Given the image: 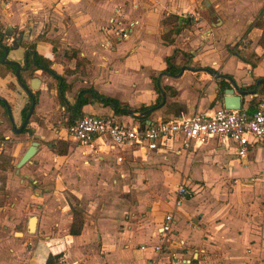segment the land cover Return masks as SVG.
Returning <instances> with one entry per match:
<instances>
[{
    "label": "crops",
    "instance_id": "crops-1",
    "mask_svg": "<svg viewBox=\"0 0 264 264\" xmlns=\"http://www.w3.org/2000/svg\"><path fill=\"white\" fill-rule=\"evenodd\" d=\"M263 5L264 0H0V27L9 61L0 59V96L12 117L6 104L0 103V151L17 134L27 138L43 135L37 131L34 118L48 120V103L54 95L57 107L65 111L58 97L61 78L42 68L32 72L36 52L48 58L50 66L65 79L69 103L76 101L80 87L92 86L117 98L121 107L117 114L112 106L92 101L82 106V114L109 115L127 125L145 126L203 110L212 113L223 105V92L215 100L220 83L223 80L231 86V80L202 69L185 68L177 73L182 65L207 66L228 75L239 88L253 83L255 77H264V47L257 43L261 30L248 28ZM167 13L195 20L175 35L173 42L161 37V19ZM111 17L128 25L126 38L119 37ZM235 43L236 52L231 53ZM73 50L85 58L77 68L76 58L67 55ZM186 52L192 56L187 57ZM167 55L179 65L178 72H162ZM15 63L21 66L19 76L28 87L32 77L40 79L38 88L32 89L34 97L36 93L34 111L23 127L30 132L12 130V122L16 128L21 126L25 118L22 109L29 100L31 104L15 74ZM256 81L242 95L241 106L249 110L264 96V90L257 91ZM252 98L256 101L251 109L248 104ZM128 109L147 113L132 116ZM69 125L66 131L58 129L59 136L56 133L57 138L47 142V148L41 141L32 161L18 173L16 163L34 139L18 156L12 154L10 168H0L5 197L0 205V264H44L50 252L61 253L63 264H122V257L116 255L125 249L143 251L145 262L150 264L155 254L139 249V244L159 241L157 231L169 208L166 199H172L177 184L184 180L195 193L175 213V228L185 245L172 250L185 257L198 252L197 264H264V142L251 146L244 158L237 156L230 140L216 136L175 154L138 144L109 150L100 145V139L90 144L75 141L67 131ZM61 140L68 145L64 155L50 149ZM111 176L119 178L109 181ZM37 183H42L41 190L35 187ZM113 184L109 193L118 185L134 189L133 205L130 198L114 193L110 194L112 199L107 197L108 202L101 197L89 199L81 234L69 235L72 216L63 191L80 192L85 201V191H106L107 185ZM123 206L131 209L122 211ZM127 211L141 213L142 218L126 219ZM31 215L37 220L29 232Z\"/></svg>",
    "mask_w": 264,
    "mask_h": 264
},
{
    "label": "built area",
    "instance_id": "built-area-1",
    "mask_svg": "<svg viewBox=\"0 0 264 264\" xmlns=\"http://www.w3.org/2000/svg\"><path fill=\"white\" fill-rule=\"evenodd\" d=\"M110 22L117 26L120 38L128 36V25H123L120 18L111 17ZM68 133L75 141L83 144L100 139V145L105 144L109 150L138 144L149 150L162 149L169 154H175L181 149L189 151L193 149V143L202 144L208 137L216 136L230 140L237 156L244 158L251 146L264 142V96L258 99L252 110L243 106L226 108L221 105L212 113L203 110L187 117L149 122L145 126L127 125L109 115L84 114L69 125ZM105 139L108 143H104ZM175 143L179 147H174ZM117 160L121 161L122 157L117 156ZM192 193L195 190L187 180L179 182L172 199H166L169 208L157 231L159 241L149 245L139 244V249H150L155 254V258L149 260L150 264H197L198 252L185 257L181 251L178 253L172 250V247L180 249L185 245L175 228V213Z\"/></svg>",
    "mask_w": 264,
    "mask_h": 264
},
{
    "label": "trees",
    "instance_id": "trees-1",
    "mask_svg": "<svg viewBox=\"0 0 264 264\" xmlns=\"http://www.w3.org/2000/svg\"><path fill=\"white\" fill-rule=\"evenodd\" d=\"M195 20L191 16H180L176 13H167L165 14L161 19V25L163 26L164 30L161 33V37L163 40L167 42H173L175 35L179 34L183 29L190 28L192 24H194ZM255 26L260 28L261 33L259 35L257 43L264 47V5L257 11L256 14H254L251 22L248 25V28ZM248 28L244 31L243 34H246ZM237 44V43H236ZM235 45V44H234ZM5 47H8L6 43L3 42V31L0 27V56L4 53ZM237 47H233L230 49L231 53L236 52ZM69 58L75 57L76 58V64L75 68L80 66V63L85 60L84 57H79L76 50H73L69 54H67ZM185 55H188L189 57L192 56L190 52H186ZM172 55H167L165 57L166 60V67L162 70L168 71L171 73H176L179 70V65H176L171 61ZM33 67L32 72L35 68H42L46 70L48 73L52 74L57 79H60V86L58 90V97L60 103L64 106L65 111L68 113L66 123L67 125L72 123L74 120L78 119L79 117L83 116L82 114V106L88 102L92 101H98L101 102L104 105H110L114 108V113H120V103L119 100L115 97L109 96L107 94L100 93L98 90L91 87H80L79 91L76 95V101L74 103H69L67 99L65 98V89L67 87V84L65 82V79L59 75L51 66H50V60L39 53H35L34 59L32 60ZM10 67H14L11 65ZM213 71L215 69L211 68ZM67 71H70L67 69ZM259 78H262L261 82L258 85L257 91H263L264 90V77L258 76L254 78V82L250 83L246 86H240L241 89H251L255 85V81ZM153 79H156L155 77ZM228 84L222 80V82L219 85V88L217 90V94L215 96L216 99H220L223 89L227 87ZM164 88L166 87L163 86ZM163 88V89H164ZM161 88H157V91L159 92V99L162 98ZM36 98V93H35ZM256 99L252 98L249 101V108L252 109ZM0 103L3 104V101L0 100ZM30 105V100L28 103L23 107L21 115L22 118H24L28 112V108ZM29 131V128L25 127L22 131L26 132ZM30 132V131H29ZM33 134V133H30ZM68 145L64 141H57L53 144H51V151H53L56 154L64 155L67 153ZM5 169V168H3ZM1 205V203H0ZM71 222L68 228V234L69 235H80L81 231L83 229V225L85 222V215L84 211L78 207V203L75 205H72L71 207ZM61 253L52 254L51 252L47 255L44 264H63L61 260Z\"/></svg>",
    "mask_w": 264,
    "mask_h": 264
},
{
    "label": "rangeland",
    "instance_id": "rangeland-1",
    "mask_svg": "<svg viewBox=\"0 0 264 264\" xmlns=\"http://www.w3.org/2000/svg\"><path fill=\"white\" fill-rule=\"evenodd\" d=\"M212 41H213V39H212ZM238 43H239V40H238ZM237 45L238 44H236V43H235V45L233 44L232 48L237 47ZM209 48L212 50L213 47L210 46ZM214 49H215V47H214ZM244 51L248 53V50H244ZM211 52L212 51H209L208 54ZM187 57H189V56L187 55ZM209 76H211V75L209 74ZM166 91L171 93V89H169V88H166ZM48 111H50V112L47 116L48 117L47 121L39 120L36 115L34 118L36 121L35 126L38 125V127H39L37 129V131L44 135V136L42 135L41 137H39V142L42 141L43 148H47V142H50L54 138H57V137H54V135L57 133L58 129H63L64 131H66V126H67L66 120H67L68 113L66 111H64V109L57 107V99H56L55 95L53 96V98L48 103ZM7 126L10 129V125L8 124ZM67 131H68V128H67ZM19 135L20 134H17V135H15V137L11 138V142L6 144L5 147L1 146V151H0V168L1 169L2 168L7 169L8 167L10 168L11 167V160L13 158L12 154L14 153L16 156H18V154H20L25 149V147L29 144L30 140L35 139L33 135H30L28 138L26 136H23V135L19 136ZM38 136H40V135H38ZM57 136H59L58 133H57ZM0 139H2L1 135H0ZM223 150H224V153H226V154L230 153L226 149H223ZM120 154L124 155L123 153H120ZM31 161H32V158H31ZM114 178L118 179L119 176H116V177L111 176L109 181H112ZM0 179H3V177L1 176ZM132 180L133 179L131 178V183L133 184L134 187H136L135 186V180H133V181ZM49 182H51V180H49ZM138 184L140 185V182H138ZM40 186H42V183H37L35 185V187H37L38 189L41 190L42 187L40 188ZM114 187H115V184H113L112 186L107 185V190L106 191L101 190V192H97L96 190H94L93 192L85 191L84 192L86 195V198L84 199L85 201L81 200L82 194L80 192L64 190L63 193H64L65 200L68 203H70V207L72 205H75L78 203V207L84 211V215L86 218V209L90 208L89 199H92L94 197H101V198H103L102 200H104V201L106 200L108 202L107 197H110L112 199V195H110V194L114 193L115 196H121V198H123V199L126 197L128 199L130 198V202L132 203L131 205H133V200H136V199H132V198H134L132 195L135 196L134 189L129 190L126 186L122 187V185H120V186L118 185L117 186L118 188L116 189L115 192L112 191L111 193H109L108 190H113ZM119 187H122V188H119ZM101 189H104V187H102ZM2 190H3V188H0V203H3V201L5 199L4 193L2 192ZM42 191H43V189H42ZM157 195L158 194H155L154 197L157 198ZM121 209H122V211H124V210H128V209L130 210L131 208H130V206H123V207H121ZM141 215L142 214L138 213V212L134 213L131 211V213H130V211H127L124 218H126V219L131 218L132 220L138 221V219L142 218ZM121 227H123V226H121ZM118 248H119V246H118ZM53 250H57V249L53 248ZM117 250H115V251H117ZM134 251H135V253H133ZM118 254L119 255H116L117 257H119V258H120V256L122 258L124 257V259L121 258L122 264H147L145 262L146 259L144 256V252L143 251L141 252L138 249H135L133 251L125 249V251H123L122 253H118ZM101 255L103 256V254H101ZM114 261L116 262L117 258H115ZM102 264H113V262L105 261Z\"/></svg>",
    "mask_w": 264,
    "mask_h": 264
},
{
    "label": "water",
    "instance_id": "water-1",
    "mask_svg": "<svg viewBox=\"0 0 264 264\" xmlns=\"http://www.w3.org/2000/svg\"><path fill=\"white\" fill-rule=\"evenodd\" d=\"M15 42V41H13ZM7 50L8 48H5L4 54L0 57L1 61L3 62H9L8 60L5 59L6 54H7ZM33 52V51H32ZM16 64V69H15V74L17 76V79L20 83V85L28 92V94L31 97V104L30 107L28 109V113L26 114L22 124L20 127L16 128L14 126V123L12 122V130L15 133H21L23 127L27 124L30 116L32 115L33 111H34V106H35V97L33 95L32 89H37L39 86V82L40 79L37 76L32 77L31 81H30V85L29 87L21 80L20 76H19V71L21 69V66L18 63ZM24 68H27V64L24 66ZM185 68H189V69H202L205 70L207 72H209L212 75L215 76H223V77H227L228 79L231 80L232 85L231 86H227L223 89V95H222V104L224 107L226 108H240L242 105V95L247 94V91L244 89H240L236 83L233 81V79H231L228 75L223 74V73H217L215 71H213L211 68L207 67V66H202V67H193V66H188V65H182L180 68V71L177 73V75H180L182 73V71ZM261 79L256 81V84L259 83ZM256 90V86L255 88L252 90L254 91ZM0 99L6 104L7 106V112H8V116L9 118L12 120L11 114H10V109L8 108V105L6 103V100L3 96H0ZM128 113L131 114L132 116H139V115H144L147 112H140V113H135L133 112L132 109H128ZM39 137L38 135H34V140L30 142V145L27 147V149L25 150V152L22 154V156L20 157V159L18 160V162L16 163V172L18 173L20 168L22 166H24L25 164L29 163L31 161V158L35 155V153L37 152L40 142H39ZM36 220L37 217L36 215H31L29 217L28 220V231L32 232L34 230L35 224H36Z\"/></svg>",
    "mask_w": 264,
    "mask_h": 264
}]
</instances>
